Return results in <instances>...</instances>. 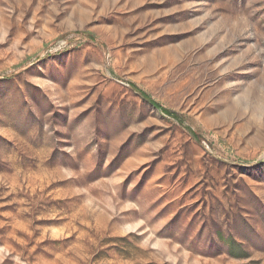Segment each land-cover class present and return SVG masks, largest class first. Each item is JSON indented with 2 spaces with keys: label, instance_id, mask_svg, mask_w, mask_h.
Wrapping results in <instances>:
<instances>
[{
  "label": "rangeland",
  "instance_id": "374dc122",
  "mask_svg": "<svg viewBox=\"0 0 264 264\" xmlns=\"http://www.w3.org/2000/svg\"><path fill=\"white\" fill-rule=\"evenodd\" d=\"M0 264H264V0H0Z\"/></svg>",
  "mask_w": 264,
  "mask_h": 264
},
{
  "label": "trees",
  "instance_id": "16d2710c",
  "mask_svg": "<svg viewBox=\"0 0 264 264\" xmlns=\"http://www.w3.org/2000/svg\"><path fill=\"white\" fill-rule=\"evenodd\" d=\"M133 89L139 94V96H140L144 101H146V102L149 103L151 106H153V108H155L156 110H159L162 114H165V115H167V116H169V117H172L173 119H175V120H177L178 122L181 123L182 120L180 119V117H179L176 113L171 112V111H169V110L163 108L159 103H155L154 101H152V100L150 99V97H149L146 93H144L143 91L139 90L137 87H133ZM181 124H182V123H181ZM190 132H191V131H190ZM191 136H192L195 140H198V139H199V137H198L196 134L192 133V132H191Z\"/></svg>",
  "mask_w": 264,
  "mask_h": 264
}]
</instances>
